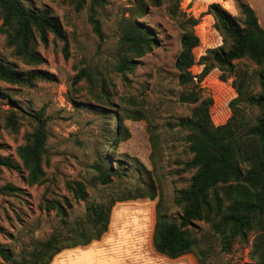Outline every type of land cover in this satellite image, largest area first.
Here are the masks:
<instances>
[{
    "label": "rangeland",
    "instance_id": "obj_1",
    "mask_svg": "<svg viewBox=\"0 0 264 264\" xmlns=\"http://www.w3.org/2000/svg\"><path fill=\"white\" fill-rule=\"evenodd\" d=\"M20 1L37 11L48 9L59 19L63 37L50 35L45 44L36 40L35 48L44 58L36 67L49 74L48 80H36L31 87L0 82V92L5 94L0 96V143L3 144L0 156L9 157L15 165L12 169L0 168V246L19 257L32 248L34 241L45 240L55 231L66 234L77 221L85 224V202L74 200L65 182L88 180L94 172L92 164L100 162L123 174L114 177L109 185L88 187V201L100 203L112 197L141 195L114 203L107 231L100 237L105 239L112 232L117 234V239H125L127 264H154V256L166 260L161 264L252 263L254 233L250 232L246 241L236 240L229 252H222L218 237L201 222L197 223V234L200 246L206 250L203 260L193 252L169 259L155 252L152 245L157 201L161 199L169 214L178 213L179 208L173 203L174 195L188 185L192 175V171L183 169L184 163L191 158L185 141L188 132L174 125L176 118L190 116L195 108V104L179 101L182 94L191 90L190 86L178 83L174 68L182 33L179 22L187 18L196 20L193 30L199 37V45L194 54L198 59L208 48L222 44V37L214 28V19L207 11L208 5L218 3L241 21L234 1L160 0L159 5L148 2L142 13L136 11V0H104L93 11L89 10L88 0L80 9L72 0ZM246 1L254 5L262 21L264 0ZM91 16L100 25L101 37L93 29ZM128 18L148 26L156 45L136 60L131 71L119 73L115 70L121 55L118 40L121 24ZM0 61L15 64L22 72L31 68L13 54L2 32ZM201 68L195 64L190 71L196 76ZM237 69L251 77L250 81L247 79V91L258 93V67L242 59ZM78 74L81 78L74 83ZM220 74L213 69L198 85L205 96L212 98L214 124L227 120L230 115L228 102L236 97L233 77L223 81ZM240 106L253 124L258 110L244 102ZM40 109H43L48 133L43 157L44 176L40 183L29 185L16 148L24 143V134L35 127L27 113ZM11 111H15L17 118L14 130L7 127L5 121ZM114 130L121 134L127 132V139L114 144L111 134ZM5 186L17 190L6 191ZM152 193L155 197L150 199L148 194ZM62 197L70 202L66 226L61 224L55 211L43 210L44 199ZM58 256L57 253L51 264ZM0 264L10 263L0 257Z\"/></svg>",
    "mask_w": 264,
    "mask_h": 264
},
{
    "label": "trees",
    "instance_id": "obj_2",
    "mask_svg": "<svg viewBox=\"0 0 264 264\" xmlns=\"http://www.w3.org/2000/svg\"><path fill=\"white\" fill-rule=\"evenodd\" d=\"M80 9L85 0H72ZM89 10L100 6L104 0H88ZM242 20H237L218 3L208 5L207 11L214 19V28L222 37V44L208 48L196 59L194 49L199 45V37L193 30L196 20L187 18L179 22L180 51L175 58L174 68L178 83L190 86L188 93L179 98L181 103L195 104L190 116L175 119L174 125L186 130L187 148L190 160L183 165L184 170L192 171L187 186L176 191L173 203L179 212L169 214L159 199L155 205V223L152 233L154 250L168 258H176L193 252L201 260L206 258V250L200 246L197 234L198 222L208 226L218 237L222 252H229L236 240L246 241L250 232L252 238V263L264 264V28L258 22L255 10L245 0H233ZM136 11L142 13L149 2L159 5L160 0H136ZM178 2V0H176ZM95 33L101 37L100 25L90 17ZM0 32L5 34L6 45L13 54L30 69L22 72L15 64L0 61V82L10 85L31 87L36 80H48V73L36 66L44 62L36 50V40L45 44L49 36L62 38V25L48 9L35 10L20 0H0ZM121 55L115 65L119 73L131 71L136 60L150 52L156 45L152 30L135 20L125 19L121 24L118 40ZM64 54L67 51L64 48ZM248 59L258 69L256 71L258 93L247 91L251 77L237 69V63ZM202 66L196 76L190 71L193 65ZM221 72L220 78L232 79L236 97L228 102L230 115L222 124H214L211 117V96H205L199 83L213 70ZM86 76L84 70L81 71ZM81 78L78 74L74 83ZM195 78V80H194ZM248 79V80H247ZM0 92V96H4ZM244 102L258 110L253 124L247 120ZM35 123L32 131L24 134V143L16 148V154L27 172L29 185L43 180V157L46 154V120L43 109L27 113ZM114 114H110L113 117ZM116 116V115H115ZM6 126L17 127L15 111L6 119ZM114 144L125 140L128 133L111 132ZM3 144L0 143V148ZM15 168L9 157L0 156V168ZM94 172L88 180H66L65 186L76 201L85 202V224L80 221L66 234L55 231L45 240L34 241L32 248L16 257L13 252L0 246V257L10 264H51L53 257L60 251L83 246L98 240L107 231L109 215L116 201L141 197L120 196L108 198L105 202L88 201V187L109 185L114 177L122 176L117 168L95 162ZM6 191L17 188L5 186ZM150 199L155 195L148 194ZM43 210L55 211L63 226L67 224L70 202L62 199H44Z\"/></svg>",
    "mask_w": 264,
    "mask_h": 264
},
{
    "label": "crops",
    "instance_id": "obj_3",
    "mask_svg": "<svg viewBox=\"0 0 264 264\" xmlns=\"http://www.w3.org/2000/svg\"><path fill=\"white\" fill-rule=\"evenodd\" d=\"M249 5L255 10L261 27L264 26L262 25V23L264 24V19L261 21L254 5L252 3ZM116 235L117 234L111 232L105 239L92 240L87 245L74 247V249L62 250L58 253V258L53 260V264H127L129 256L125 253V250H127L125 249L127 247L126 240L117 239L115 237ZM161 256L166 257L164 255ZM152 259V263L154 264H161L166 261L164 258L155 256L152 257Z\"/></svg>",
    "mask_w": 264,
    "mask_h": 264
},
{
    "label": "built area",
    "instance_id": "obj_4",
    "mask_svg": "<svg viewBox=\"0 0 264 264\" xmlns=\"http://www.w3.org/2000/svg\"><path fill=\"white\" fill-rule=\"evenodd\" d=\"M201 82H202V81H201ZM201 82H200V83H201Z\"/></svg>",
    "mask_w": 264,
    "mask_h": 264
}]
</instances>
